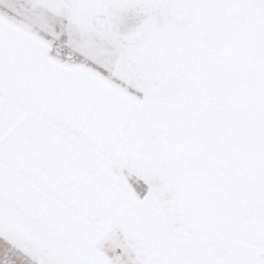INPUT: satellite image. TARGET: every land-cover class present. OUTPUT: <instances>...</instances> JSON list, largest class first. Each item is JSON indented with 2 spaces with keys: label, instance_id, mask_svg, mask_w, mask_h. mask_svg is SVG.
<instances>
[{
  "label": "snow or ice",
  "instance_id": "obj_1",
  "mask_svg": "<svg viewBox=\"0 0 264 264\" xmlns=\"http://www.w3.org/2000/svg\"><path fill=\"white\" fill-rule=\"evenodd\" d=\"M0 264H264V0H0Z\"/></svg>",
  "mask_w": 264,
  "mask_h": 264
}]
</instances>
